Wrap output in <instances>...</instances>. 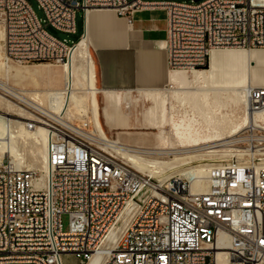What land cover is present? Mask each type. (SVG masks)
Segmentation results:
<instances>
[{
    "label": "built area",
    "instance_id": "1",
    "mask_svg": "<svg viewBox=\"0 0 264 264\" xmlns=\"http://www.w3.org/2000/svg\"><path fill=\"white\" fill-rule=\"evenodd\" d=\"M36 1L44 19L29 0H0L4 54L18 64L67 63L76 43L55 33L76 34L78 11L84 21L94 8L114 9L129 23L135 11L163 10L173 70L208 68L214 49L264 48V0ZM0 95L31 117L28 129L47 131L50 166L43 177L0 162V264H68L67 255L87 264L127 211L128 227L99 264H264V164L255 157L211 166L212 181L197 192L185 178L158 182L132 169L88 118ZM248 99L253 116L264 114V87L251 86ZM239 137L264 151L263 122Z\"/></svg>",
    "mask_w": 264,
    "mask_h": 264
},
{
    "label": "rangeland",
    "instance_id": "2",
    "mask_svg": "<svg viewBox=\"0 0 264 264\" xmlns=\"http://www.w3.org/2000/svg\"><path fill=\"white\" fill-rule=\"evenodd\" d=\"M29 3L34 9L37 16L40 19H44L45 13L39 7L38 2L36 0H29ZM83 16V11H78V28L76 34H67L58 31L57 33H55L56 37L61 40L67 39L69 43L75 42L77 44L80 40V36H82L84 32V27L81 28L79 25V23L83 21ZM0 32L2 36L1 29ZM2 39L3 36L0 41V68L7 67L3 58ZM64 65L46 62L10 65L13 68L14 73H12L9 78H5L4 74L0 70V80L7 79V81L13 87L19 89L23 93V95H25V97L37 101L43 106H47L48 103L45 99V94H41H43V92L47 89L55 88V83L53 82V84H50L49 81H54L55 76L57 77L58 75H60V72L63 69L65 72ZM208 69L209 68H207L206 70ZM25 71L31 73V75H26L24 73ZM185 73L186 72H182L175 75L176 77H180ZM78 77L80 79H83V77L80 76V73L78 74ZM45 79H48L49 81L47 82ZM81 85L82 86L79 87V91L77 92V95L81 98L80 106L78 108H72L69 113H67L72 120L78 118L91 119L92 117L89 116L91 115V109L93 108L90 107V100L88 98V95L84 91V85ZM211 86L217 85H215V83H213L211 80L205 81V83H198L194 81L182 82L180 81V78H178L174 79L172 83L165 88L167 89V96L166 108L164 112V127L166 130V134L164 136L160 135L159 130L157 129L141 128L142 114L152 105V102L146 98V93H132V103L130 104L131 106L129 110L125 107V103H127L125 100H119V103H116V101L115 103H103L102 99L99 98L100 103H98V107L100 108L101 113L103 111V114L101 115L105 116L101 117L104 124L103 131H105L107 135L110 136L111 139L118 144L125 143L171 151V154L167 156L139 155V160L144 162L153 160L170 161L176 158L178 155L181 156L184 154H194L199 156V158H196V160L189 165L181 167L180 170H175V172L172 174L165 175L167 178L162 177L163 179H154L158 182L166 183L173 178L182 177V174L180 173H182V169L187 167L196 168L201 165H206L208 166V168H210L213 165H218L230 159H240L241 161H248L255 156L256 163H260V165L264 164V156L260 155L264 151L255 152V148L253 147V145L239 143L242 138H240L238 135L233 137V145L227 144V142L231 140L230 136L233 135L232 130L241 127L242 125L244 126L243 122L247 116L244 112L243 96L240 93L228 90H212L210 89ZM161 92L163 91H157L155 95L159 97V95H161ZM12 104V102H8L5 99L0 98V112H3V110L6 111L7 108L11 107L12 110H10V113L15 116H20L21 110L18 107L14 106L15 104ZM115 104H117V106H115ZM2 107L5 108L3 109ZM255 118L257 120V123H264L263 113L255 115ZM12 130L15 131L17 136V142L15 143V145L18 149H28L29 146H31L35 142V140L36 142L38 140V142L40 143L44 142L43 137L40 135L42 133L29 132L24 127L23 123H14L12 125ZM214 145H216L217 147L213 148ZM234 146H238L235 149L251 150L252 148L253 152L252 150L247 151L246 154L254 155L252 157L248 155H245L243 157L237 155L238 157H233L231 155H236L237 153H239L237 151L235 152ZM212 149H217L219 151L214 156L208 157L207 154ZM3 159L10 160V162L17 169H29L40 172V168H36L35 166H33L29 159H27L22 165H17L13 158L12 152L10 153L5 148L0 149V161ZM120 159L123 160L127 165L133 166L128 159H123L121 157ZM149 171L150 170L137 172L151 177L149 175ZM62 223L63 230L67 231L69 227V216L67 214L63 215ZM69 264H75L74 260H72V257Z\"/></svg>",
    "mask_w": 264,
    "mask_h": 264
},
{
    "label": "bare ground",
    "instance_id": "3",
    "mask_svg": "<svg viewBox=\"0 0 264 264\" xmlns=\"http://www.w3.org/2000/svg\"><path fill=\"white\" fill-rule=\"evenodd\" d=\"M96 9H111V8H94L89 9L85 12V34L81 37L79 42L75 44V46L71 50V56L67 63L62 64L65 66V72H64V85L61 88H52L47 89L43 92L45 94V99L48 103L47 107H51L57 112L64 113L65 116L70 119L67 113L72 108H78L81 103L80 96L77 95V92L79 91V87L84 85V91L88 95L90 107L91 109V117L90 121L92 124V131H98L102 135V137H106L108 140L112 142L114 147L118 150V157L126 158L128 159L133 166H130L135 171H145L150 170L149 175L151 176V179H157L165 177V175H169L175 172V170H180L181 167H185L186 165H189L193 161L196 160V158H199L198 155L194 154H184L181 156H177L176 158L170 160V161H148L144 162L139 160V155H160V156H167L171 154V151L169 150H159V148H151L147 146H137V145H131V144H118L115 143L114 140L111 139L110 136L107 135V133L104 130L103 127V120L101 119V115L99 113V107L97 103V93L99 92L97 90V87L95 86V69L94 64L92 62V59L87 54V44H88V21L90 14L96 10ZM115 11L114 9H112ZM116 12V11H115ZM0 29L2 31V36L4 39V31L2 27L0 26ZM1 32H0V41H1ZM2 39V40H3ZM0 49H1V43H0ZM228 49H237V48H228ZM240 49V48H238ZM216 50V49H214ZM245 52L235 53V62H240L242 60L241 57H244L246 59V73H247V82L242 85H217V86H211L210 89L212 90H228L240 93L244 98V112L246 114V118L244 120V126L238 127L234 130H232L233 135L230 136V141H226L227 144H234V139L236 135L239 136V134L246 129L247 127L251 125H259L260 123H257V120L255 118V115L262 114L257 113L253 116L251 110H250V102L248 99V89L253 86L255 87V81L261 79L264 80V66L260 65L258 62L255 61L254 56L260 52V48L257 49H244ZM264 50V48H262ZM212 53V52H211ZM233 55V54H232ZM227 56H230L225 53H220L218 55L219 61L223 63H228ZM3 58L4 62L7 67H1L0 70L4 74L5 78H9V76L14 73L13 68L10 65H23L18 64L14 61L8 60L5 57L4 54V46H3ZM232 58V57H230ZM80 59V61H79ZM211 60V57H210ZM234 62V61H233ZM81 64V65H79ZM1 65V63H0ZM4 65V64H3ZM82 67V69H81ZM210 67V64H209ZM208 67V68H209ZM171 69V68H170ZM207 68H201V69H176L171 71L176 73H182L186 72L180 77H176L174 74V79L180 78V81L187 82V81H194V82H204L210 81V73ZM26 75H31V73L25 71ZM80 73V76L83 77V79H80L78 77V74ZM173 77V76H172ZM257 87V86H256ZM0 90L7 93H15L21 99H24L22 96L23 93L13 87L8 81L6 80H0ZM167 89L162 90L161 95L159 97L155 95L157 91H147L146 92V98L149 99L152 102V105L142 114L141 118V128L143 129H157L159 130L160 135L164 136L166 134L165 130V119H164V112L166 108V96H167ZM104 95L112 96L114 95V92L109 91H103ZM1 99H5L8 102H11L7 100L4 96L0 95ZM127 103H125V107L129 110L130 104L129 101L131 99L130 93L127 92L124 98ZM13 103V102H12ZM113 103H115V99H113ZM40 104V103H38ZM13 105V104H12ZM42 105V104H40ZM15 106V105H14ZM117 106V104H115ZM3 109L5 107H2ZM1 109V108H0ZM8 110V111H7ZM7 110H3V112H0V149L5 148L10 153L12 152L13 158L15 160V163L17 165H22L27 159L30 160V162L35 166L36 168H40V172L42 173L43 177H47L48 173L50 172V166L48 164V134L47 131L43 127H37L34 130H30L26 127L25 122L28 119H31L30 116L24 115V113L21 112L20 116H15L10 113V110L12 108H7ZM72 120V119H70ZM114 120V119H113ZM112 120V121H113ZM14 123H23L24 127L31 133H42L40 134L43 137V143L35 142L29 146L28 149H18L15 143L17 142V136L14 130H12V125ZM240 139V138H238ZM223 144V143H222ZM225 146V145H224ZM223 146V147H224ZM212 147V146H211ZM217 147L216 145L213 146ZM220 147V146H219ZM218 147V148H219ZM238 146H234L235 152H239L236 155L231 156H240L243 157L246 154L247 151L251 150H245V149H235ZM210 148V147H209ZM256 151H260L259 149H254ZM176 151V150H175ZM219 150H211L207 154V156H214ZM179 152V151H178ZM253 152V150H252ZM176 153V152H175ZM180 153V152H179ZM178 153V154H179ZM232 154V153H230ZM203 155V154H202ZM201 155V156H202ZM228 155V154H227ZM254 154H250L248 156L252 157ZM176 156V155H175ZM229 156V155H228ZM237 156V157H238ZM255 157V156H254ZM252 157L249 159L252 161L254 158ZM4 160V159H3ZM248 160V161H249ZM2 161V160H1ZM0 161V162H1ZM123 161V160H122ZM124 162V161H123ZM125 163V162H124ZM126 164V163H125ZM261 166V165H257ZM264 166V165H262ZM209 168L206 165H201L196 168L187 167L182 169V177L179 178H173L168 183H175L178 179L185 178L188 182H190L191 188L194 191L202 192L206 191L208 188V182L212 181V171H208ZM177 174V173H176ZM179 174V175H180ZM172 177V176H170ZM163 179V178H162ZM159 184V183H158ZM131 219L129 216V211L124 213L118 220V224L115 226L114 229L110 232L107 240L104 242L103 247L97 251L91 258L90 261L87 264H99L103 262L104 255L107 254L110 250L115 249L118 241L122 237L124 231L128 227ZM112 239V243L108 244L109 240ZM226 251H222L221 255H226Z\"/></svg>",
    "mask_w": 264,
    "mask_h": 264
},
{
    "label": "crops",
    "instance_id": "4",
    "mask_svg": "<svg viewBox=\"0 0 264 264\" xmlns=\"http://www.w3.org/2000/svg\"><path fill=\"white\" fill-rule=\"evenodd\" d=\"M165 16L161 9H142L133 13L132 23H129L112 9H96L90 14L87 54L94 64L95 86L99 91L97 103H100L99 98L103 103H113L114 98L119 103V100H125L127 92L131 97L129 103H132V93L160 91L172 83L177 73L169 67ZM84 34L85 24L82 36ZM260 50L262 52L254 59L264 66V50ZM221 52L230 55L227 56L228 63L219 61ZM241 52L245 50L212 51L208 71L215 85H242L247 82L245 55L240 62H235L234 54L240 55ZM60 73L54 81L45 80L50 84L54 82L55 88H61L65 82L64 69ZM254 85L264 87V80L259 79ZM103 91L114 92V96L104 95ZM99 112L103 114L100 108ZM65 260L69 264L71 256L67 255Z\"/></svg>",
    "mask_w": 264,
    "mask_h": 264
},
{
    "label": "water",
    "instance_id": "5",
    "mask_svg": "<svg viewBox=\"0 0 264 264\" xmlns=\"http://www.w3.org/2000/svg\"><path fill=\"white\" fill-rule=\"evenodd\" d=\"M194 1L195 2H199L201 0H194ZM84 24H85V20L79 23L80 27H84Z\"/></svg>",
    "mask_w": 264,
    "mask_h": 264
}]
</instances>
